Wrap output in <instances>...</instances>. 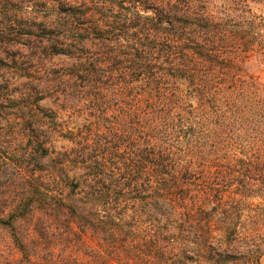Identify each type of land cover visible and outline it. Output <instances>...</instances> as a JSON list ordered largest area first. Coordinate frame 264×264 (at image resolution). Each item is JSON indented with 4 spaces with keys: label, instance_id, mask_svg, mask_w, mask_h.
Returning <instances> with one entry per match:
<instances>
[{
    "label": "trees",
    "instance_id": "16d2710c",
    "mask_svg": "<svg viewBox=\"0 0 264 264\" xmlns=\"http://www.w3.org/2000/svg\"><path fill=\"white\" fill-rule=\"evenodd\" d=\"M262 1L0 0V45L29 51L4 64L0 264H261Z\"/></svg>",
    "mask_w": 264,
    "mask_h": 264
},
{
    "label": "rangeland",
    "instance_id": "374dc122",
    "mask_svg": "<svg viewBox=\"0 0 264 264\" xmlns=\"http://www.w3.org/2000/svg\"><path fill=\"white\" fill-rule=\"evenodd\" d=\"M251 7L257 14L264 15L263 1L252 3ZM15 31L16 34L17 32H24L21 30V28H17ZM20 42L23 41L20 40L16 42V44L13 45L12 48H4L2 47V45H0V95L2 96L7 93V90L3 88L4 83L7 79H10L12 82L9 86V89L12 90L10 95L13 94L15 86H17L21 81L20 78H15L14 76L10 75L4 65L6 64V62L8 63V59L13 53L17 55L21 60L26 59L29 51ZM64 60L65 59L60 56L54 57L47 61V65L62 63ZM245 69L249 74L254 75L260 82L264 83V48L261 53H258L248 59L245 64ZM0 104V185L9 186L11 184H19L20 182V180H17L16 178L18 176L17 167L21 164V158L18 156V153H20L21 151V146L19 145L20 143L18 141V130H20V124H22L23 122L20 118H18L20 111L17 107L11 108L9 102L6 100H0ZM40 105L46 109H55V106L48 100L40 102ZM59 121L64 122V126L72 127L81 124L83 122V118L80 116L67 115L64 112H59ZM3 141L10 142L8 148H6V146L8 145L2 143ZM68 144L69 143L63 138H57L54 141V145L57 148H59L60 146H67ZM6 158H8V160ZM261 264H264V257L261 260Z\"/></svg>",
    "mask_w": 264,
    "mask_h": 264
}]
</instances>
